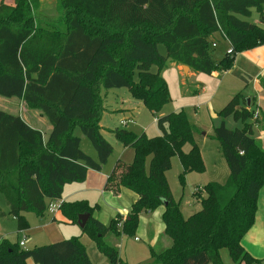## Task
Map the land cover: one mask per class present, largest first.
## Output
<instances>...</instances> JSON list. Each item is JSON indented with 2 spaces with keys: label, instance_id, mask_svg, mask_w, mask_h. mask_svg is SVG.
I'll list each match as a JSON object with an SVG mask.
<instances>
[{
  "label": "trees",
  "instance_id": "1",
  "mask_svg": "<svg viewBox=\"0 0 264 264\" xmlns=\"http://www.w3.org/2000/svg\"><path fill=\"white\" fill-rule=\"evenodd\" d=\"M4 1L0 96L40 110L52 126L45 137L20 114L0 108V193L18 231L29 226L26 213L44 216L49 204L59 201L69 222L90 214L82 232L111 264H128L118 245L106 238L118 243L124 234L134 233L142 212L163 207L170 244L151 246L152 264H224L223 249L235 264H259L242 245L264 186V147L254 135L258 118L252 100L248 105V97L237 92L217 112L214 136L230 174L223 183L198 186L194 195L202 208L185 218L167 172L174 155L182 164L181 180L188 172L205 171L195 138L198 127L183 110L158 115L171 98L166 79L153 67L171 60L206 74L229 70L238 53L264 44V0H59L60 24L37 15L40 0ZM253 10L257 22L248 20ZM220 31L229 49L217 59L211 36ZM111 88H127L140 99L162 133L149 137L125 127L108 130L134 155L120 172H112L106 190L118 194L127 188L137 199L125 217L117 214L104 224L94 216L98 205L61 199L66 184L84 181L89 169L101 170L114 151L100 124L106 109L102 92ZM229 117L241 125L228 127ZM77 130L92 143L96 157L82 149ZM187 143L189 151L184 150ZM0 216H5L1 208ZM28 259L37 264H93L80 236L32 249L0 240V264H27Z\"/></svg>",
  "mask_w": 264,
  "mask_h": 264
},
{
  "label": "rangeland",
  "instance_id": "2",
  "mask_svg": "<svg viewBox=\"0 0 264 264\" xmlns=\"http://www.w3.org/2000/svg\"><path fill=\"white\" fill-rule=\"evenodd\" d=\"M4 2H6V0ZM58 2L59 0H40L37 15L45 18V21L54 23L58 22V24H60L62 16L58 7ZM7 4L13 5L14 0H9ZM255 14L256 11L253 10V13L248 20L255 21ZM211 40L217 43V46L213 48L212 52L213 56L219 59L224 55L226 50H228L225 44L227 41L223 32L220 31L215 33V35L211 36ZM256 47L243 51L244 61H246L245 64L238 63L236 68H234V71V65L227 71H220L219 78L203 72L193 71L191 68L184 70L182 67L183 70H180V64L171 60H166L161 63L160 67L158 65L154 66L153 71L156 72L159 70L160 74L166 79L171 98L170 101L163 105L158 115L183 110L187 114L190 121L195 123L199 128V130L195 133V138L199 142L200 150L203 151V148L204 151H207V148L211 150L212 146L219 142L214 136V127L219 122L217 112L224 107L227 99H229L233 93L235 94L240 91L246 94V97H250L248 94L258 93L256 91L254 78L259 75V72L264 65L261 64L259 58L248 57L245 55L247 51L255 50ZM160 51L163 54H166V48L163 45L160 46ZM255 52L253 51L252 54H255ZM242 77L246 79L247 84L246 82L243 83ZM261 78L264 79V76ZM231 92L233 93L230 94ZM102 93L106 109L100 118V124L104 127V136L114 147V151L107 163L111 164V162L116 161L119 157L123 158L126 162L130 161L132 160V157L129 152L125 154L123 153L122 143L118 141L108 130L115 129L117 127H125L137 133L146 132L149 137L158 136L162 133V131L156 122V116H154L150 110L147 109L140 99L133 97L127 88L103 89ZM20 103L21 100L18 98L14 97V99H8L0 96V108L5 111H16L17 113L23 112L24 115L36 119H38L39 114L41 115L40 110L27 108L25 105L22 106ZM126 118H133L135 122L129 123L128 125H122L120 120ZM226 122L227 126L230 128H235L241 125V123L236 122L233 117L228 118ZM41 124L42 127L46 129L49 122L45 118V123ZM260 125L261 121L259 120L254 126L256 127ZM205 132L207 133L206 136L203 135ZM76 134L82 137V149L86 153L95 156L96 150L89 139L83 136L79 130L76 131ZM254 135L264 139V136H262L261 132L257 131V129L254 131ZM204 138H207L208 141L203 144L202 139ZM218 146H220L219 143ZM189 149L190 144H185L184 150L189 151ZM214 156H216L215 153H213V157ZM182 170V164L178 155H174L171 162V168L167 172V179L175 200L180 204L184 217L188 218L192 214L201 210L202 204L200 198L198 199V197L194 195V191L199 185L204 186L208 180L207 175L196 171L186 173L184 179L181 180L180 174ZM117 172H120V169L117 170ZM124 191L127 193L123 194L122 199L115 198V200L122 207H126L127 203H131L132 205L136 201L132 200L130 197V193L132 192L126 189H124ZM101 205L104 206L102 203ZM131 205L129 209L131 208ZM0 208L5 212V216H0V240L2 238H7L13 242L20 243L23 241L25 242V245L22 248L32 249L33 247H31V242L28 241L26 243V237H24L23 233H18V222L14 216L9 213L8 203L2 193H0ZM162 209L163 207H160L151 213L142 212L139 215L138 224L134 233L132 235L124 234L118 244L116 243L115 238H106L109 243L118 245L119 254L123 261L128 264H152L150 259L151 246L155 243L158 245V242L164 238L165 240L169 238L164 232ZM104 211L105 209L101 211V218ZM46 214L48 215L50 213L47 212ZM97 214L98 211H95L94 216L100 219ZM122 216L125 217L126 215ZM117 219V221L120 222L121 218L119 217ZM102 221L105 224L110 222L108 218H106L105 221ZM72 228H75L77 232L76 234H69V238L81 234L82 230L79 224L74 225ZM136 237L138 239H136ZM84 240H86L92 253L94 264H111L108 258L96 249V245L86 235H84ZM168 240H170V238ZM221 254L224 264H235L227 249H223ZM30 262L31 264H37L33 260Z\"/></svg>",
  "mask_w": 264,
  "mask_h": 264
},
{
  "label": "crops",
  "instance_id": "3",
  "mask_svg": "<svg viewBox=\"0 0 264 264\" xmlns=\"http://www.w3.org/2000/svg\"><path fill=\"white\" fill-rule=\"evenodd\" d=\"M1 1L2 0H0V2ZM8 1L9 0H6V3H8ZM254 17H255L254 18L255 22H257V17H258L257 14H255ZM260 26H262L264 28V23L261 24ZM225 44H226L227 49H229L228 42L227 43L225 42ZM253 51L254 52L256 51L255 54H252ZM245 55H247L248 57L259 58V60L261 61V64L264 65V44L259 46V47H256L255 50L247 51L245 53ZM245 62L246 61H244V52L238 53L236 55V58H235L233 71H234V68H236V65L238 63L245 64ZM182 66L183 65L179 66L180 70H183ZM233 71H231V72H233ZM219 72L220 71H214L210 75L213 77L219 78V75H220ZM263 76H264V67H262L261 71L259 72V75L254 78L256 91L258 93L257 94L256 93L255 94H248V95H250L249 98H251V100H252L253 108L259 112V117H258V120L256 121V123H258L259 120L261 121L260 126H256V127L254 126V131H256V129H257V131L261 132L262 136H264V127H263V124H264L263 123V120H264V84L261 81V79H262L261 77H263ZM242 81L244 83V82H246V79H244L242 77ZM240 82H241V78H240ZM246 84H247V82H246ZM232 93L233 92H231L230 94H232ZM233 96H234V93L229 97V99H227L226 103ZM245 96H246V94H245ZM8 99H14V98H8ZM20 104L23 106L24 102L21 100ZM11 113L20 114L21 117L29 125L42 130L45 137L48 136V134L50 133V131L52 129V126L50 124L46 127V129H44L42 127L41 123H45V118L43 116H41L40 114L38 116V119H36L33 117L30 118V116L24 115L23 112L17 113L15 111V112H11ZM156 122H157V118H156ZM226 124H227V122H226ZM103 129H104V127H103ZM103 129H102V132H103ZM198 130H199V128H198ZM46 131H47V133H46ZM203 135L206 136L207 133L205 132V133H203ZM255 137L260 142V144L264 147V139H262L261 137L256 136V135H255ZM202 140H203V144L205 142L207 143V141H208L207 138H204ZM197 142H198V140H197ZM218 143L219 142L214 144L215 146L213 145L211 150H209L208 148H207V151H204V148H203V151L201 150V154L203 156V160L205 163V171L202 172V174L207 175V180H208L207 183L211 182V181L219 182V183L225 182L227 180V178L229 177V174H230L229 166L227 164L225 157L223 156L221 148H219L220 146H218ZM198 144H199V142H198ZM219 145H220V143H219ZM127 152H129L130 156L133 159V155H134L133 150L131 148L125 147L123 145V153L125 154ZM213 153H215L216 156L213 157ZM94 157H96V154ZM131 161L132 160L126 162V161H124L123 158L119 157L116 161L111 162V164H109V163L104 164L101 170L89 169L88 173H87V177L84 181L72 182V183H68L64 186L61 201L87 200L91 205H98V208L95 210V211H98V214H97L98 217H100L101 211L103 209H105V211L102 213V218L101 217H100V219L98 218L101 222H103L102 220L105 221L106 218H108V220L111 221V219L115 218L117 216V214L126 215L130 210L129 207H130L131 203H127L126 207H122L115 200V198L122 199L123 194L127 193L126 191H124V189H126V190H129V189L122 188L118 194H115L111 191L106 190V183H107L109 176L112 174L113 171H115V169L119 170L121 167H125L126 165H128ZM199 186H201V185H199ZM129 191L133 193V194L130 193V197L132 198V200H136L137 194L131 190H129ZM100 202L104 206H102ZM49 213L50 214H48V215L45 214L44 216H38L32 212L25 214L27 217L29 226L24 230L18 231V233H20V232L23 233L24 237H26V243L28 241H30L31 247H33V248L37 247V246H42V245H46L49 243L64 240L66 238H69V236H70L69 234H76V232H77V230L75 228H72V227H74V225H76L78 223L69 222L68 219L63 215L62 211L60 210V207L56 212H54V213L49 212ZM147 213H151V212H147ZM81 230H82V228H81ZM84 235H86V234H83V232H81V234L78 236L81 237V241L85 245L87 252H88V254H89V256H90V258L94 264V261L92 258V253L88 247L86 240H84ZM86 236L96 245L94 240H92L88 235H86ZM136 239H137V237H136ZM158 243L163 245V246H168L170 244V240H168V239L165 240V238H164L163 240H160ZM154 245H156V243L153 244L152 246H154ZM242 245H243L244 249L252 257H254L255 259L260 261L259 264H264V186L262 187L260 194H259L258 210H257L255 222H254L253 226L250 228V230L243 237ZM96 249H98L97 245H96ZM98 251L100 253H102L99 249H98ZM31 260L32 259H28L27 264H31V262H30ZM242 264H244V263H242ZM253 264H255V263H253Z\"/></svg>",
  "mask_w": 264,
  "mask_h": 264
},
{
  "label": "built area",
  "instance_id": "4",
  "mask_svg": "<svg viewBox=\"0 0 264 264\" xmlns=\"http://www.w3.org/2000/svg\"><path fill=\"white\" fill-rule=\"evenodd\" d=\"M213 45L214 46H216V43H213ZM259 117V112L258 111H256L255 112V118H258ZM133 122H135V120L133 119V118H126V119H122L121 121H120V123L122 124V125H128L129 123H133ZM59 207H60V202L59 201H52L50 204H49V209H48V211L49 212H51V213H54V212H56L58 209H59ZM138 239V238H137ZM24 244H25V242H20V246L21 247H23L24 246Z\"/></svg>",
  "mask_w": 264,
  "mask_h": 264
},
{
  "label": "water",
  "instance_id": "5",
  "mask_svg": "<svg viewBox=\"0 0 264 264\" xmlns=\"http://www.w3.org/2000/svg\"><path fill=\"white\" fill-rule=\"evenodd\" d=\"M182 67L184 68V70L189 68V66H187V65H183ZM247 99H248V105H250L251 98L248 97ZM89 218H90V214H81L79 216V220H78L79 226H81V228H83L86 225Z\"/></svg>",
  "mask_w": 264,
  "mask_h": 264
}]
</instances>
